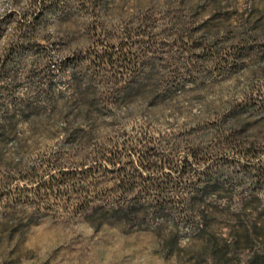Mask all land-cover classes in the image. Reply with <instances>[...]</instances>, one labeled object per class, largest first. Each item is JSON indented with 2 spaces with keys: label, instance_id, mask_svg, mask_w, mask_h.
Segmentation results:
<instances>
[{
  "label": "rangeland",
  "instance_id": "374dc122",
  "mask_svg": "<svg viewBox=\"0 0 264 264\" xmlns=\"http://www.w3.org/2000/svg\"><path fill=\"white\" fill-rule=\"evenodd\" d=\"M104 51L128 59L117 86ZM229 136L256 157L215 152ZM145 138L193 164L169 195L122 196L98 159ZM248 160L264 163V0H0V264H264Z\"/></svg>",
  "mask_w": 264,
  "mask_h": 264
},
{
  "label": "trees",
  "instance_id": "16d2710c",
  "mask_svg": "<svg viewBox=\"0 0 264 264\" xmlns=\"http://www.w3.org/2000/svg\"><path fill=\"white\" fill-rule=\"evenodd\" d=\"M25 25L20 27V31H24ZM23 34V33H22ZM94 62L98 66L109 67L111 68L115 74L113 75V80L115 81V85L117 86L122 81V75L120 71L123 69L125 65L128 64V59L124 54L120 56L115 55L114 53H110L108 51H104L94 56ZM89 89V105L97 106L98 104V95L93 85H90ZM232 136H229L224 145V149H215V152H220L219 154H228L226 151H230L235 155H240L246 158H250V160L254 159L257 155V147L252 145L249 149L245 147H237L230 141ZM163 146L157 142V140L152 138H145L142 141H138L135 147H129L127 145H123L122 147H117L115 150L109 152V154L102 156L98 159L101 166H113L115 168L117 178L121 182L119 186L118 192H121L122 196L130 192L137 191L140 188L139 194H153L155 196L163 197L169 195L172 191L174 192L176 188L180 187L181 184H184L185 176L190 170L191 164L189 161H183L180 164L176 163L175 158H172V155H166ZM209 156L206 154V157ZM193 157V156H192ZM251 160V161H252ZM194 162L198 165H202L203 167H208L207 171L213 170L215 167H224V166H232L235 165L231 159L227 158V156H220L217 161H213L208 158L206 161H199L194 159ZM240 168L239 171L251 170L253 173V178L256 182L255 188H253V194L258 192L257 190L264 189V163H251L249 160L245 161V163H238ZM165 170H169L170 173L173 171L178 175L177 178L172 179L173 177L164 173ZM165 174V175H164ZM213 174V173H212ZM211 174V175H212ZM82 175V174H81ZM80 174L74 176L73 178H69L68 180L74 183V187L78 193L82 195L85 194V191L81 183H84L88 180L85 176H81ZM154 175V176H153ZM177 181L178 183H174ZM210 184L212 182L211 176H209L207 180ZM78 186V187H77ZM218 183H213V187L217 188ZM255 192V193H254ZM46 194V193H44ZM81 195V196H82ZM41 196V194H39ZM87 199V198H84ZM254 203H260L259 197H254L252 199ZM160 209L164 211L163 205H159ZM136 206H130L128 210H126L127 214L135 215L137 214ZM179 211L184 212L185 210L181 207ZM262 215H264V209L262 210Z\"/></svg>",
  "mask_w": 264,
  "mask_h": 264
}]
</instances>
